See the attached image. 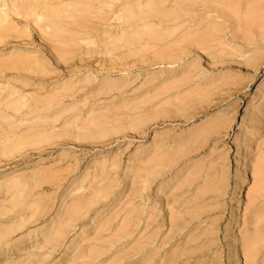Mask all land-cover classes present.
Returning a JSON list of instances; mask_svg holds the SVG:
<instances>
[{"label": "rangeland", "instance_id": "374dc122", "mask_svg": "<svg viewBox=\"0 0 264 264\" xmlns=\"http://www.w3.org/2000/svg\"><path fill=\"white\" fill-rule=\"evenodd\" d=\"M236 262L264 264V0H0V264Z\"/></svg>", "mask_w": 264, "mask_h": 264}, {"label": "bare ground", "instance_id": "6f19581e", "mask_svg": "<svg viewBox=\"0 0 264 264\" xmlns=\"http://www.w3.org/2000/svg\"><path fill=\"white\" fill-rule=\"evenodd\" d=\"M258 120H259V115L256 116V121H258ZM255 126H256V125H253L252 128L254 129ZM241 139H242V138H241ZM246 174H247V167L244 168V173H243V176H242V180H240V182L238 183L239 185H242V183H243V181H244V178H245ZM238 205H239V202H238L236 208H238ZM232 221H233L234 223L237 222V221H238V217H237V216H236V217H233V218H232ZM229 237H233V233L231 234V232H230V233H229ZM242 250H243V248L240 249V247H237L233 254L238 255ZM234 264H240V263H239V262H236V263H234Z\"/></svg>", "mask_w": 264, "mask_h": 264}]
</instances>
